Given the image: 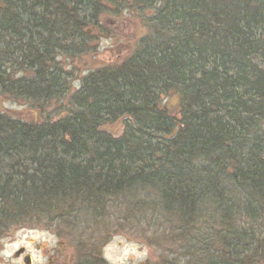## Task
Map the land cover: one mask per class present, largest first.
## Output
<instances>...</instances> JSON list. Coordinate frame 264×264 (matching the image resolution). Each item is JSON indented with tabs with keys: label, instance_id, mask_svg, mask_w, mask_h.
Masks as SVG:
<instances>
[{
	"label": "trees",
	"instance_id": "trees-1",
	"mask_svg": "<svg viewBox=\"0 0 264 264\" xmlns=\"http://www.w3.org/2000/svg\"><path fill=\"white\" fill-rule=\"evenodd\" d=\"M124 13L146 33L72 92L64 61ZM0 97L64 110L0 111V219L118 205L127 227H171L181 264H264V0H0Z\"/></svg>",
	"mask_w": 264,
	"mask_h": 264
},
{
	"label": "rangeland",
	"instance_id": "rangeland-1",
	"mask_svg": "<svg viewBox=\"0 0 264 264\" xmlns=\"http://www.w3.org/2000/svg\"><path fill=\"white\" fill-rule=\"evenodd\" d=\"M126 15L103 17L99 27L88 30L91 39L88 50L64 61L66 70L72 71L69 75L70 82L68 81L72 92L78 90L87 73L122 60L146 33L139 17L135 14ZM60 103L62 102L58 100L51 101L43 108L44 112L40 113L34 103L30 106L26 101L0 97V111L27 121H38L45 116L53 118L63 115L62 107H57ZM164 104L172 107L171 110L175 109L178 104L177 96H168L164 99ZM106 129L114 134L119 133L121 124L111 122L106 125ZM130 200L127 198L126 202ZM111 208L114 212L104 217L87 214V217L81 216L64 222L56 219L54 213L27 216L19 222L1 218L0 264H25L23 259L16 260L13 256L19 248H24L25 253L31 257L29 264H48L45 251L61 248L68 251L63 264H81L78 258L89 253L92 257L101 258L104 264H181L184 261L188 247L174 237L172 239L174 232L171 227L152 224L143 231L137 224L127 227L115 212V209L121 208L118 205ZM57 241L62 244L57 246ZM189 260H185L186 264L194 263L193 259Z\"/></svg>",
	"mask_w": 264,
	"mask_h": 264
},
{
	"label": "flooded vegetation",
	"instance_id": "flooded-vegetation-1",
	"mask_svg": "<svg viewBox=\"0 0 264 264\" xmlns=\"http://www.w3.org/2000/svg\"><path fill=\"white\" fill-rule=\"evenodd\" d=\"M62 244L61 241H57V246H60ZM68 251L65 248L61 249H51L45 251V257L47 258L48 264H63L64 263V256ZM14 258L17 259H23L29 258L31 262V257L25 253L24 248H19L15 253L13 254ZM62 257V258H61Z\"/></svg>",
	"mask_w": 264,
	"mask_h": 264
},
{
	"label": "water",
	"instance_id": "water-1",
	"mask_svg": "<svg viewBox=\"0 0 264 264\" xmlns=\"http://www.w3.org/2000/svg\"><path fill=\"white\" fill-rule=\"evenodd\" d=\"M29 262H30L29 259L26 257V258L24 259V263H25V264H29Z\"/></svg>",
	"mask_w": 264,
	"mask_h": 264
}]
</instances>
